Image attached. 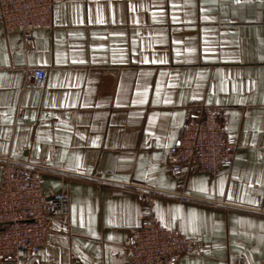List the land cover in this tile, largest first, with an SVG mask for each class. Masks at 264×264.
Instances as JSON below:
<instances>
[{"label": "crops", "instance_id": "crops-1", "mask_svg": "<svg viewBox=\"0 0 264 264\" xmlns=\"http://www.w3.org/2000/svg\"><path fill=\"white\" fill-rule=\"evenodd\" d=\"M29 35L0 25V157L46 166L69 209L18 264H126L131 185L164 192L160 225L193 241L176 264H264V0H64ZM202 104L238 141L231 166L173 177L168 150Z\"/></svg>", "mask_w": 264, "mask_h": 264}, {"label": "built area", "instance_id": "built-area-1", "mask_svg": "<svg viewBox=\"0 0 264 264\" xmlns=\"http://www.w3.org/2000/svg\"><path fill=\"white\" fill-rule=\"evenodd\" d=\"M62 1L0 0V25L5 32H18L30 40L32 31L52 25L53 8ZM26 78L40 87L46 71L28 69ZM219 115V107L202 104L188 116L179 139L168 150L173 177L192 170L215 176L221 166H231L238 141L226 136ZM46 171L48 168L42 164L0 157V264H18L37 253L47 243L50 222L68 212L66 194L44 193L41 178ZM130 187L144 209L142 225L132 228L122 245L126 264H176L180 255L192 251L194 245L190 238L160 225L153 203L164 192L140 185ZM176 197L182 202L191 199L184 194Z\"/></svg>", "mask_w": 264, "mask_h": 264}, {"label": "snow or ice", "instance_id": "snow-or-ice-1", "mask_svg": "<svg viewBox=\"0 0 264 264\" xmlns=\"http://www.w3.org/2000/svg\"><path fill=\"white\" fill-rule=\"evenodd\" d=\"M189 51H191V50L189 49ZM260 59H261V60H264V56L260 57Z\"/></svg>", "mask_w": 264, "mask_h": 264}]
</instances>
